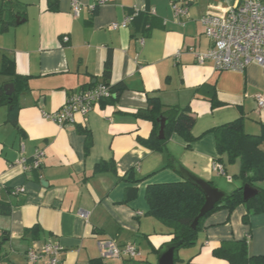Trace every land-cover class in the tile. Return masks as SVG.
Masks as SVG:
<instances>
[{
    "label": "crops",
    "instance_id": "crops-1",
    "mask_svg": "<svg viewBox=\"0 0 264 264\" xmlns=\"http://www.w3.org/2000/svg\"><path fill=\"white\" fill-rule=\"evenodd\" d=\"M17 1L15 11L23 20L0 33V50L14 57L19 74L29 76L30 89L19 96L17 125L7 120L8 107L0 105V197L13 204L11 214L0 215V228L10 232L0 264H44L29 261L27 251L48 241L63 247L61 264H93L94 259L159 264L160 249L173 235L170 226L148 214L147 186L185 180L181 165L225 189L214 161L224 164L226 182L233 183L240 160L229 163L218 153L211 129L243 116L247 132H260L264 107L257 95L264 96V66L251 62L242 71L218 70L211 61L199 62L198 55L211 46L202 16L219 0H78V14L72 0H58L57 10L48 0ZM173 3L186 5L188 15L178 19ZM152 9L154 14L143 12ZM127 16L133 18L126 27L112 28ZM108 58L111 83L125 85L118 96L103 99L86 116L76 114L66 126L43 115L59 110L72 92L103 79ZM151 96L190 107L197 137L190 147L178 134L160 151L141 143L153 123L137 113ZM214 101L219 103L213 106ZM38 149L45 153L41 167L25 169L18 161H31ZM99 162L104 167L96 170ZM131 172L138 182L127 180ZM21 187L24 191L13 193ZM129 187L136 191L126 201ZM246 212L240 205L232 213L222 208L209 215L196 245L179 250V264L191 258L197 264H230L213 249L233 238L247 237L250 254H264V212L251 215L249 223ZM35 225L39 232L25 233ZM108 239L134 244L141 256H106L100 242Z\"/></svg>",
    "mask_w": 264,
    "mask_h": 264
},
{
    "label": "trees",
    "instance_id": "trees-1",
    "mask_svg": "<svg viewBox=\"0 0 264 264\" xmlns=\"http://www.w3.org/2000/svg\"><path fill=\"white\" fill-rule=\"evenodd\" d=\"M17 0H0V33L7 31L16 24L20 12L15 11ZM51 10H57L58 0H48ZM152 14L149 10L143 11ZM139 14L142 12H138ZM112 60L108 58L103 70V83L109 87L113 95L118 96L125 89L123 83L112 84ZM0 105L8 107L7 120L18 124V112L20 109L19 96L30 89L29 76L17 72L16 62L13 56L0 50ZM13 83L15 91L8 95L4 85ZM94 85V84H93ZM219 103V102H218ZM213 102V106L218 104ZM138 116L148 119L153 123V130L149 137L141 138L142 144L156 151L163 150L167 141L173 134L183 137L190 147L191 142L196 140L193 128L196 124V117L189 106L166 105L157 96L148 98L146 108L138 111ZM167 118L166 138H157L160 120ZM214 132L217 150L220 155H227L229 163L240 160V170L236 177L240 178L242 185L230 193V196L216 204L214 209L200 218L196 228L192 227L195 218L198 216L201 207L205 203L204 193L190 180L152 183L146 188V199L149 203L148 214L167 224L172 229L173 243L181 242L175 253V264L180 261L178 252L182 248L196 245L199 232L204 228L205 219L219 209H226L232 213L238 206L244 205L247 209L244 221L249 223L250 216L264 212V123L261 124L259 133H249L245 130V120L241 116L211 129ZM89 147V133H87V149ZM221 160V159H220ZM104 167L102 162L96 165V170ZM128 181L138 182L132 176L127 177ZM249 184L259 192L249 200H244L243 188ZM135 188L129 187L126 201L135 194ZM13 204L0 197V215H9ZM40 227L35 225L26 229V234H36ZM10 239L9 230L0 228V262L6 258L5 243ZM213 255L225 259L230 264H264V254H250L247 237L241 239H226L213 249ZM93 264L101 263L100 259H94ZM184 264H197L193 259H188Z\"/></svg>",
    "mask_w": 264,
    "mask_h": 264
},
{
    "label": "built area",
    "instance_id": "built-area-1",
    "mask_svg": "<svg viewBox=\"0 0 264 264\" xmlns=\"http://www.w3.org/2000/svg\"><path fill=\"white\" fill-rule=\"evenodd\" d=\"M109 0H100L104 3ZM226 0H219L217 4H211L204 15L202 23L205 34L211 41L210 48L198 55L200 63L211 61L218 70H244L251 62L264 66V0H237L233 5H223ZM81 4L78 0H72V9L75 14L80 12ZM174 15L179 19L188 15V7L178 3L172 4ZM152 14L155 10L150 11ZM127 16L124 21L113 23L112 28L126 27L132 20ZM64 36V41H68ZM113 96V92L103 82L72 92L62 107L52 113L44 112L43 115L55 121L61 126H66L74 121L76 114L86 116L94 107L102 101ZM259 106L264 107V96L257 95ZM45 153L38 149L31 161L21 158L18 162L25 169L40 168ZM213 169L221 174H226L223 163L214 161ZM229 180H232L228 176ZM24 188H16L13 193L18 194ZM100 246L106 249V256L112 258L133 259L141 256V252L134 244L120 245L116 240H102ZM63 247L57 243L48 241L40 250L29 249L27 258L33 263L44 260V264H61V252Z\"/></svg>",
    "mask_w": 264,
    "mask_h": 264
},
{
    "label": "water",
    "instance_id": "water-1",
    "mask_svg": "<svg viewBox=\"0 0 264 264\" xmlns=\"http://www.w3.org/2000/svg\"><path fill=\"white\" fill-rule=\"evenodd\" d=\"M23 19L19 16L17 17V23H20ZM94 83L103 82V79H95ZM5 92L8 95H11L15 91V87L13 83H7L4 85ZM166 126H167V118L162 117L160 120L159 129L157 131V138L158 139H165L166 138ZM178 170L182 173L183 177L187 180H190L194 185H196L205 195V203L200 209L198 216L195 218L192 227L196 228L199 224L200 218L205 216L208 212L212 211L216 204L222 202L226 198L230 196V193H227L215 185H213L210 181L203 179L202 177L197 176L196 174L190 172L183 166L179 165L177 167ZM259 190L255 187L250 186L249 184L244 185L243 193H244V200L247 201L250 198L254 197ZM181 244V242H170L164 245L160 249L159 253V264H175V253L177 247Z\"/></svg>",
    "mask_w": 264,
    "mask_h": 264
},
{
    "label": "rangeland",
    "instance_id": "rangeland-1",
    "mask_svg": "<svg viewBox=\"0 0 264 264\" xmlns=\"http://www.w3.org/2000/svg\"><path fill=\"white\" fill-rule=\"evenodd\" d=\"M223 177H224V183L223 184L225 186L224 187L225 189H223L221 187H218V188L221 189V190H223V191H225V192H227V193L233 192L236 188H238V187H240L242 185L241 179L238 178V177H236V176H233V180L234 181H233L232 184H229L228 182H226L227 181L226 174H224ZM261 184H262L261 186L264 187V182L261 183ZM113 264H115V263H113ZM177 264H179V262Z\"/></svg>",
    "mask_w": 264,
    "mask_h": 264
}]
</instances>
